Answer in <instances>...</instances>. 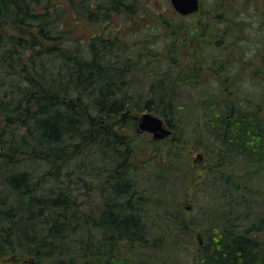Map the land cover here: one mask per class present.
I'll return each instance as SVG.
<instances>
[{"label": "trees", "instance_id": "trees-1", "mask_svg": "<svg viewBox=\"0 0 264 264\" xmlns=\"http://www.w3.org/2000/svg\"><path fill=\"white\" fill-rule=\"evenodd\" d=\"M247 1L241 15L239 0H215L186 32L171 28L157 50L148 36L143 46L125 40L137 0H0V257L142 263L151 241L137 196L149 192L136 184L158 178L137 170L120 130L137 127L130 111H154L177 143L213 142L224 147L218 160L238 162L230 174L213 162L207 171L225 207L206 228L200 264H264V192L255 182L264 172V72L246 70L264 61V26H246L264 22V4ZM189 68L197 98L217 108L193 132L177 107L186 90L180 71ZM160 148L179 155L171 143Z\"/></svg>", "mask_w": 264, "mask_h": 264}, {"label": "rangeland", "instance_id": "rangeland-1", "mask_svg": "<svg viewBox=\"0 0 264 264\" xmlns=\"http://www.w3.org/2000/svg\"><path fill=\"white\" fill-rule=\"evenodd\" d=\"M262 1L264 4V0ZM239 2L242 3V8L239 11L242 15L247 12L248 1L245 4L244 0H239ZM214 5L215 0H200L199 10L184 16L173 9L170 0H137L139 9L135 15L136 23L129 25V30H131L126 35L125 40L133 43L137 41L138 45L143 46V41L148 36L150 40H156L157 43L150 42V45L158 50L171 28L180 26L183 32H186L189 25L198 22L201 14L212 10ZM120 19L117 18L115 26H118ZM121 21L128 23L124 19ZM246 26L257 29L264 26V22L261 24L247 22ZM159 28L162 29L159 31ZM253 31L254 34H257V30ZM205 49V53L208 54L210 48ZM254 66H259L264 72L262 59H252L251 67L248 66L246 69L247 72H250ZM235 69L236 66L232 65V70ZM180 72L185 75V78L181 80V87L186 90L184 92L185 97L177 107L183 109L182 114L184 116L181 117L184 122H182L187 125V128L191 132L199 131L206 120L210 118L209 116H213L217 111V108L211 106V109L209 105H205L201 101L203 96L197 98L200 96V89L202 90V88L191 84L193 82L191 75L193 69H183ZM240 84H246L245 88H247L245 80H242ZM144 112L146 111H130L129 115H136L138 118ZM148 112L163 118L154 111ZM165 123L167 124L166 120ZM120 131L128 134L132 141L130 160L136 165L137 170L140 172L151 170L155 174V178H158L155 179V183L145 179L146 182L141 181V183L136 184V188L146 187L149 195L153 196V199L146 203L144 201L149 195L138 194L137 196L139 202L145 204H142L144 206L141 207V210L147 213L148 240L151 241L149 246L142 247V251L146 254L141 255L144 261L140 264H200L202 247L207 240V234L212 232L207 231L206 228H209L210 224L212 225L213 214L225 207L220 198L222 188L207 179V171L210 168V163L213 162L214 165L215 163H220L221 166L223 164L224 171L230 174V169L234 168L238 162L233 160L227 165L224 163L225 159L218 160L216 154L222 155L224 147L220 152L219 147L216 144L213 145V142H210L208 149L203 146V143H198L199 139H191V141H185L182 144L177 143L175 141L177 137L175 129H172V133L155 148L150 142L153 140L150 132L137 131V127L131 130L126 126ZM163 142L178 146L179 155L177 158H174L169 149L167 151L160 148ZM161 149L168 152L170 157L164 159L160 152ZM154 161H156L155 164H153ZM156 170H161L162 173L159 172V175ZM255 182L259 184L257 191L262 194L264 192V172L255 179ZM137 197L133 198L134 202ZM95 207L97 208L98 204L89 203V209ZM18 263L15 255L0 257V264ZM26 263L31 264L29 261Z\"/></svg>", "mask_w": 264, "mask_h": 264}, {"label": "water", "instance_id": "water-1", "mask_svg": "<svg viewBox=\"0 0 264 264\" xmlns=\"http://www.w3.org/2000/svg\"><path fill=\"white\" fill-rule=\"evenodd\" d=\"M173 8L182 15L193 13L199 9V0H170ZM137 131L152 133L153 139H161L171 134V129L166 126L165 122L159 116L144 112L138 117ZM35 264L33 260H26Z\"/></svg>", "mask_w": 264, "mask_h": 264}]
</instances>
